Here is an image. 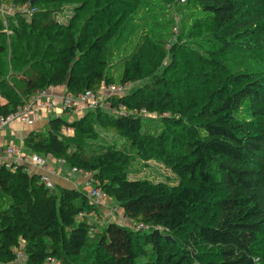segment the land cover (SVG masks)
<instances>
[{"label":"trees","instance_id":"16d2710c","mask_svg":"<svg viewBox=\"0 0 264 264\" xmlns=\"http://www.w3.org/2000/svg\"><path fill=\"white\" fill-rule=\"evenodd\" d=\"M144 1L0 0L16 8L7 28L0 8V59L12 51L7 64L0 61V117L52 87L78 96L104 85H137L108 98V111L52 118L24 147L89 173L124 216L150 228L108 221L97 235L90 218L102 208L86 191L49 190L23 165L1 164L0 264H264V77L230 72L223 63L234 51L261 48L264 0H175L183 15L177 42L142 36L115 77L107 46L135 25ZM67 2L90 4L81 18L61 24L52 7ZM169 22L168 31L176 19ZM202 31L204 41L195 38ZM184 65L190 84L182 86L175 67ZM145 113L158 114L161 127L151 130ZM99 130L128 150L90 144ZM137 160L162 164L177 184L130 179ZM21 246L25 262L17 263Z\"/></svg>","mask_w":264,"mask_h":264},{"label":"rangeland","instance_id":"374dc122","mask_svg":"<svg viewBox=\"0 0 264 264\" xmlns=\"http://www.w3.org/2000/svg\"><path fill=\"white\" fill-rule=\"evenodd\" d=\"M156 2L158 1L145 0L143 6L136 13L138 15H136L137 17L134 19L135 22L133 24L135 25L130 27L128 32L124 33L123 38H119V39L114 38L109 42L105 56L109 64L111 65L110 71L112 72V75H114L115 77L118 76V74L121 72L120 64L123 62V59L129 54H131V52L143 40L142 36L149 35V36H152L153 38L155 37L156 40H167V41L177 42L178 40L177 38H178V35L182 27L181 19L183 16L181 14L182 12L181 11L179 12V10H177L178 1L176 2L175 0L174 1L166 0V1H163L162 3H156ZM86 4L89 5L90 2L89 3L67 2V3L60 4V5H56L55 7H52L50 5H46L45 7L46 8L52 7L53 10H56V14H55L56 20L62 24V23H68L70 20L76 17L81 18V15L84 13L82 8H84V5ZM182 4H183V1H182ZM103 6H104V2H103ZM0 8L5 9L6 7L3 6L0 2ZM119 9L121 8L119 7ZM15 13L16 12H13L12 14H15ZM26 14L27 15H25L24 18H26V20H29L31 15L30 14L28 15V13ZM171 16L176 19V23L173 26V28L170 31H168L169 25L172 24L169 22V18H171ZM4 22H5L6 28L7 26L11 25L10 15H7L6 13L4 14ZM259 26L260 27H258V29L262 32V36H263L261 48L254 49L251 51H238V52L234 51L233 54H231L230 56L223 58V63L226 66L227 70H229L230 72H241L244 74L251 73L256 78L264 77V16L259 20ZM6 31L8 32V34H10L9 29H7ZM195 38L198 40L204 41L207 39V36H205V33L202 31L201 33L199 32ZM191 47L198 49V47H196L194 44H191ZM11 54H12V51L9 54H5L1 56L2 59H0V61L5 60L7 64L8 61H10L9 58ZM169 63H170L169 58L166 57L163 61V64L167 65ZM4 64L3 63L1 64L2 70H3V67L5 66ZM193 65H194V71H197V68L199 65L197 63H194ZM187 66L188 65H184L183 67L182 66L175 67L176 72H178V75L175 80H177L178 77L183 74L181 76L182 77L181 80L183 81L179 83V84H182V86L183 84H187L190 82L188 79H186L187 76L184 77L185 74L189 71V67ZM170 78L174 79L175 77L171 75ZM135 86L137 85L128 84L127 86H124V88H122L121 93L125 94L127 92H130ZM58 88H64V87H58ZM50 90L47 91L46 93L47 96L41 98L42 103H40L39 105L37 103L38 106H36L35 108H49L48 105L50 103H52L51 108H54V104H53L54 101H53V97L51 95ZM66 96L67 95L64 94V96L61 97L60 106L62 108V111H64V108H74L66 104V100H65ZM111 96L113 95L109 94V92L107 91V86L104 85L102 89L98 92V95H97L98 103L95 104L94 107H90L94 109L88 110L86 112L96 111L98 109L108 111L110 109L108 98H110ZM30 103L31 101L29 102V104ZM27 105L28 104H26L23 108H25ZM262 105L264 108V103ZM71 111L72 110L68 109V113L70 112L72 113V115L78 116L73 111L72 112ZM144 116H145V122L148 124L151 130H156V128L161 127L160 116L158 114L145 113ZM99 132H100V137L96 142L89 141V143L92 144L93 146L98 147V146L115 145L117 148H125L126 150H128V144L125 143L124 141H121L119 139H114L113 136L105 133L104 131L99 130ZM72 134H73V130L71 131L67 130V134H66L67 136H71ZM62 173L65 174V176H67L68 178L69 176L71 177L82 176L84 178V183L91 179L90 178L91 175L83 176V175L71 172L70 167L67 165H65L62 168ZM129 178L130 179H148L156 183L166 182L172 185L177 184V181L173 177L172 172L169 169L165 168L162 164L157 163L155 161H149L147 164H145L142 160H137L135 165L133 166V169L129 172ZM90 187H92V185H89L88 187L83 186V188L81 189L87 192V190ZM84 188H86L87 190H85ZM103 209L111 210V212H113L112 214L114 216L116 215L117 221L120 224L126 225L135 231L141 230V229H138L137 226H135L134 224H131V225L126 224V221H124L121 215L122 211H120L118 205L112 199L108 198L106 206L102 208L100 211H102ZM90 220L94 224H96L97 226L96 230L98 232L97 235H99L103 232L106 223L109 221V217L108 216L106 217L102 211L100 216L97 215L95 218L91 217ZM24 262H25V259L17 260V263H24Z\"/></svg>","mask_w":264,"mask_h":264},{"label":"built area","instance_id":"2783aa9c","mask_svg":"<svg viewBox=\"0 0 264 264\" xmlns=\"http://www.w3.org/2000/svg\"><path fill=\"white\" fill-rule=\"evenodd\" d=\"M3 10H4V14L6 13L8 15V14H12L13 12H15L16 8L12 5V6L6 7ZM22 10L25 13H30L28 11V7H24L22 8ZM55 88H58V87H55ZM122 88H124V86L110 85V86H107V91L111 95H121ZM50 89H54V88L52 87ZM48 90H44L40 92L38 95L32 97L30 100L31 103L30 104L28 103V105L25 108H21L17 112L12 113L6 117H0V133L2 132V130L7 128L9 124L15 121L25 122L30 125L33 124L34 121H33L32 114L33 112H35V110L40 109V108H35V107L38 106L40 103H42L41 98L47 96L46 93ZM97 95L98 93H93L91 91H86L78 96L67 95L65 99L66 104L74 108H64V110L70 109L75 114H77L79 117H82L86 113V111L94 109L90 107H94V105L98 103ZM48 106L49 108H42V109L51 110L52 103H50ZM5 153L9 159L8 161H5L4 163H2L3 165H5L8 168L16 169V165H19V163H22L23 166L25 167V171H27L28 173H31L30 165L37 164L40 166H44L48 163V158H43L40 155L34 154V153H26L24 152V148L18 145H9L8 147H6ZM49 157H53V156L50 155ZM13 158H15L16 160H13ZM57 162L60 165V167L59 169H57L55 173H60L62 171V168L66 165V161L64 159H57ZM70 170L73 173H77L83 176L90 175L89 173L77 167H72ZM41 181L45 184V186L49 190H54L55 184L48 175H41ZM87 197L91 204L99 208H104L108 200V196L100 188L95 187L93 185L87 190ZM84 216H85L84 213L80 214V218H83ZM123 219L124 221L129 220V218L126 216H124ZM135 226H137V228L141 230L150 229L148 226H144V225H135ZM16 257H17V260L25 259V253H24V249L22 246L16 250ZM46 264H60V263L56 262L54 259H48Z\"/></svg>","mask_w":264,"mask_h":264},{"label":"crops","instance_id":"0c3cea01","mask_svg":"<svg viewBox=\"0 0 264 264\" xmlns=\"http://www.w3.org/2000/svg\"><path fill=\"white\" fill-rule=\"evenodd\" d=\"M51 95L53 97V104L54 108L51 110L48 109H37L35 112H33V124H27L25 122L21 121H15L8 125L7 128L2 130L0 133V165L4 163L5 161H8V156L5 153L6 147L9 145H18L22 146L24 148V152L31 153L28 149L24 147V141L26 137L32 132V131H44L48 127L49 121L58 116H63L69 121H73L76 118H79V116L72 115V113H65V110L62 111V108L60 106L61 97L64 96L65 90L64 88H54L50 90ZM67 130L72 129H66L64 130V134H67ZM48 163L44 166H40L37 164L30 165V174H37V175H48L51 180L54 182L55 186H62L72 189H81L83 186L88 187L91 182L90 180L86 181L84 183V178L82 176H65V174L62 173H55L57 169H59L60 165L57 162V158L55 157H47ZM13 160H16L13 158ZM19 165H23L22 163H19ZM75 177V178H74ZM87 190L86 188H84ZM82 190V189H81ZM103 214L107 217H109V221L111 222H117L116 215L114 216L111 212V210L103 209ZM101 211V212H102ZM121 211V210H120ZM112 215V216H111ZM122 217H124L123 212H121ZM120 224V223H119ZM126 224H133V222L129 219L126 221Z\"/></svg>","mask_w":264,"mask_h":264},{"label":"water","instance_id":"95a60500","mask_svg":"<svg viewBox=\"0 0 264 264\" xmlns=\"http://www.w3.org/2000/svg\"><path fill=\"white\" fill-rule=\"evenodd\" d=\"M159 233H160L159 230H155V231H154V235H156V236H157ZM167 239H170V236H168Z\"/></svg>","mask_w":264,"mask_h":264}]
</instances>
